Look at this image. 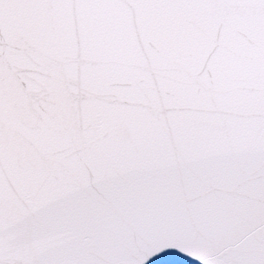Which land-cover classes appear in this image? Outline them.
Instances as JSON below:
<instances>
[{
    "label": "snow or ice",
    "instance_id": "snow-or-ice-1",
    "mask_svg": "<svg viewBox=\"0 0 264 264\" xmlns=\"http://www.w3.org/2000/svg\"><path fill=\"white\" fill-rule=\"evenodd\" d=\"M264 264V0H0V264Z\"/></svg>",
    "mask_w": 264,
    "mask_h": 264
},
{
    "label": "water",
    "instance_id": "water-1",
    "mask_svg": "<svg viewBox=\"0 0 264 264\" xmlns=\"http://www.w3.org/2000/svg\"><path fill=\"white\" fill-rule=\"evenodd\" d=\"M199 264V262H197Z\"/></svg>",
    "mask_w": 264,
    "mask_h": 264
},
{
    "label": "trees",
    "instance_id": "trees-1",
    "mask_svg": "<svg viewBox=\"0 0 264 264\" xmlns=\"http://www.w3.org/2000/svg\"><path fill=\"white\" fill-rule=\"evenodd\" d=\"M198 264V263H197Z\"/></svg>",
    "mask_w": 264,
    "mask_h": 264
}]
</instances>
